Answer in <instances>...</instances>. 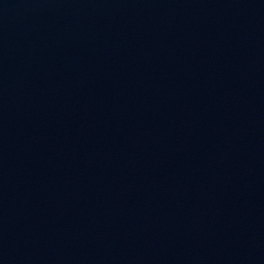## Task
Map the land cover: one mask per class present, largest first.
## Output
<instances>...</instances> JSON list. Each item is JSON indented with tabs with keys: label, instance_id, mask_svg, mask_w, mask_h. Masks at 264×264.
Returning a JSON list of instances; mask_svg holds the SVG:
<instances>
[{
	"label": "water",
	"instance_id": "95a60500",
	"mask_svg": "<svg viewBox=\"0 0 264 264\" xmlns=\"http://www.w3.org/2000/svg\"><path fill=\"white\" fill-rule=\"evenodd\" d=\"M0 264H264V0H0Z\"/></svg>",
	"mask_w": 264,
	"mask_h": 264
}]
</instances>
